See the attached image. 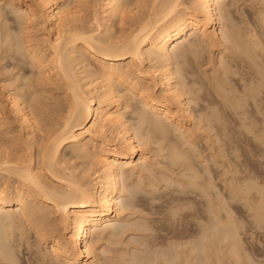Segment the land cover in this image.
<instances>
[{"label": "bare ground", "instance_id": "obj_1", "mask_svg": "<svg viewBox=\"0 0 264 264\" xmlns=\"http://www.w3.org/2000/svg\"><path fill=\"white\" fill-rule=\"evenodd\" d=\"M226 1L4 0L11 11L4 14L0 7V53L9 52L13 67L23 64L34 70L35 79L31 93L10 88L3 94L0 89V264L20 263L24 236L14 238L16 228L25 232L21 235L30 231L43 245L33 264H95L98 241L118 235L115 224L136 206L119 199L128 190L127 179L135 170L150 169L148 146L163 141L158 149L166 151L165 159L185 178L175 181L183 184L182 195L167 199L178 203L176 209L173 204L167 208L177 212L189 203L197 205L193 214H185L202 223L190 235L177 229L180 218L177 228L169 227L171 233L162 231L171 238L161 234L167 230L161 225L160 236L167 239L161 240L175 239L167 242L169 247L162 241L171 254L161 252L157 233L159 239L152 237V242L159 246L150 242L159 250L149 248L148 253L149 241L140 240L148 241L147 248L137 241L148 253L142 259L150 256L147 264L159 255L156 264L243 261L241 226L233 210L245 200L254 220L264 222V197L259 190V197L252 194L256 177L237 164L231 152L235 145L224 150L220 142L225 131L244 136L252 131L264 145V48L249 31L245 38L239 34L232 21L234 1ZM202 44L218 50V62L211 67L214 75L200 84L188 76L185 64L200 58ZM181 58L187 59L180 64ZM204 85L207 93L200 95ZM156 87L160 95L152 92ZM227 113L235 118L224 119ZM199 139L208 145L206 155L196 143ZM168 177L165 188L171 185ZM155 196L147 199L166 203L168 198ZM175 214L170 212L171 219ZM121 254L111 263H145L140 255Z\"/></svg>", "mask_w": 264, "mask_h": 264}, {"label": "rangeland", "instance_id": "obj_2", "mask_svg": "<svg viewBox=\"0 0 264 264\" xmlns=\"http://www.w3.org/2000/svg\"><path fill=\"white\" fill-rule=\"evenodd\" d=\"M53 1L56 2V3L61 4V2L64 1V0H53ZM228 1H230V0H228ZM228 1H226V2H228ZM230 2L234 3V4L232 3V6H231L232 21L234 23L235 28L238 30L239 34L242 35L243 38H245L246 35H247L246 32L249 31L250 34L254 35L253 38H254V40L256 42H258L259 46L264 48V28H263L264 27V23H263L264 19L260 20V19H262L261 18L262 16L264 18V11H263L264 10V2H262L261 0H231ZM0 3H1L0 7H4L5 8L3 10V13L5 14L6 11L9 9V7L4 4V0L0 1ZM9 10L11 11V9H9ZM7 12H9V11H7ZM7 15H9L8 18L10 17V15H11V17L13 16L12 14H7ZM7 15H5V16H7ZM3 17L0 18V24H2L1 20H2ZM217 20L219 21V23H221L220 17ZM9 24H11L12 27H15V26L17 27V25L14 24L13 22H10ZM7 28H9V27H7ZM116 28H117V26H116ZM199 51L201 52L200 58L198 60L194 61V62H187L185 65L191 72V75H188V76L190 78L198 81L200 84H203V83L208 82V77H211V76L214 75V73L211 72V67H212L213 63L215 64V63L218 62V60H214L216 55H217L218 50L215 47L208 48L205 44H202L199 47ZM7 53L8 54H1L0 53V89L2 90L3 94H5L6 91L8 89H10V88H16L21 93L22 92L31 93L33 91V87H29V86L30 85L33 86V84H34L35 71L30 69V68H28V66L23 65V64L22 65L19 64L20 66H18L17 68L13 67L11 65V63H10L11 61L8 60L9 59L8 58L9 52H7ZM1 57H3L2 60H1ZM185 59H187V58H185ZM185 59L184 58L178 59V63L180 62V64H181L182 61H184ZM200 62L204 63V65L201 66L199 64ZM152 64H154V63H152ZM152 64H150V65H152ZM7 85H9V87ZM196 87H199V84H197ZM202 87L203 88L200 89L199 94L200 95H205L207 93V90H206L207 86L204 85ZM119 89L121 90L122 94L125 93V90H123L124 89L123 86H120ZM152 92L157 94V95H160V89L158 87L154 88L152 90ZM211 94H215V93L211 91ZM222 117L224 119H233V118H235V116H233L231 113H229V114L227 113V115H222ZM127 119H129V116H127ZM135 127H136V125L132 124V126H131L132 131H134ZM208 132H210L213 135H215L214 133H216L215 130H211V131H208ZM249 132L248 131L245 132V135L248 136L247 137V136H244V132L241 135V132H232L230 134V132L228 133L227 131H225L224 134L227 133V135L230 136V137H228L225 134L223 142H220V144H222V147H223L224 150L229 149L230 145L231 146L235 145V147L237 148L236 149L237 151L236 150L233 151L231 149L230 150H231V152H233L232 154L234 156L235 155L237 156V164L240 167L242 166L241 167L242 169L246 170L245 173H249L250 172L253 175H255V177H256L254 182L257 185H256V188L253 191L251 190L252 194L254 193L253 195H255V196L258 195L259 193L256 192V191L259 190L262 193L261 196L264 197V145H261V144L257 143L258 140L256 138L254 139V135H255L254 132H252V131H251V133H249ZM211 134H209V135H211ZM240 135H241V137H239ZM249 135H250V137L252 136L251 137L252 139H250ZM226 136L228 137L227 140H226ZM229 138H231V139H229ZM246 138H248L249 141L250 140L251 141L249 142L248 139H246ZM228 140L231 141V142H229ZM235 140H237V141H235ZM254 140H256V141H254ZM245 141H247V143ZM202 142L205 145H202ZM165 143L166 142L163 141V142H159V143H155V144L149 145L148 147L151 150L149 152H147V159L149 161L150 169L148 171H143V172H140V173L137 170H135L133 175H131L127 179L126 183H127V189L128 190L120 193V198L119 199H121L123 201H126V202L136 203V206H134V207L130 208V210L126 211V216H125V219L123 221L118 222L117 224H115L116 225V229L115 230L117 232L119 231L118 235H116L114 237L105 236L102 240L98 241V243L96 244V247H98V251H99L100 255H98V259H97L95 264H110L111 261L115 259L114 257L123 256L121 253H123L125 255H128V257L135 255V257L139 258L140 254L138 252H140V253L142 252L141 255H140L141 259H142L143 256H146L145 254H148L151 251V250L149 251V248L150 249H154V251L159 250L158 247H156L154 245H153L154 246L153 247L152 243L156 244V242H157V243L160 244V242L163 241V239L161 240V237L166 236V235H168L167 238L168 237L171 238V236H169L170 234H168V233H171V231H172V230H170V228L174 224H175L174 226L177 228L176 224H178L177 222H179L178 219H180V218H181L180 219V222H181L180 224H182V226L179 225V227L177 228V229H180L179 231H184V230L188 231V234L191 233L190 235H193L194 232H195L194 235H196L197 234L196 231H199L198 224L200 222L202 223V220L198 219L197 217L191 216L193 214V212H195V209H196V208H193V207H196L197 205L195 206L194 204H191V203L188 204L187 203L189 205V207H188V205L186 203H184V204L187 205V207H185L183 209L181 208V210L179 209L176 212V210H173V209H176L173 206L174 205L177 206L176 204H178V203H174V202L171 203L173 205L167 203V199H169L170 195L172 196V194L174 193V196H176V195L178 196L179 193H181V190H183L182 189L184 187V186H182L183 184H176L175 181H177L178 183H183L185 181V178H181L180 175H179L180 170L177 169V168L175 170L174 169L175 166H173V165L170 166L168 161L165 159L166 151L165 150L161 151V150L158 149L159 145H164ZM196 143L197 144L199 143L198 145L201 146L202 150L204 149L203 151H204V154L206 155L209 150H208V145L205 143V141L203 139L202 140L199 139ZM228 143H229V145H228ZM232 143H233V145H232ZM237 144H238V146H237ZM194 161H195V164H198L197 160L194 159L192 162H194ZM128 167L129 166H125V168H128ZM170 167H173V169L171 168L172 169L171 170ZM213 168H214L213 170L221 171L220 169H217V167H213ZM202 174L203 173H201V175ZM164 176H165V178L169 176L168 177V179H169L168 181H169V183H171V185H169V186L167 185L168 188L164 187L165 184L163 185L164 182H167V181H165ZM202 176L205 177V174L202 175ZM170 178H172V182L173 183L170 182ZM162 180H164V181H162ZM215 182H217L218 184H221V182L219 181L218 178L215 180ZM151 185L154 186V188H152ZM175 185H177V186H175ZM175 188L177 190H179L178 194H176L177 191H175L176 190ZM172 190H174L175 192H172ZM150 191H151V193H149ZM165 192L166 193L168 192L167 195H164V194H166ZM169 192H171V193H169ZM154 194H157V195L155 196ZM159 195H161V196H159ZM162 195L168 197V198L165 197L166 198L165 199L166 203L163 200L164 196L162 197ZM181 195H182V193H181ZM152 196L153 197L154 196L155 197L159 196L160 198H162V200L164 202L161 201V199L159 200L160 202L158 201V199H157V201L155 199L152 202H149L150 200L147 199V197L151 198ZM256 197H259V196H256ZM127 200H129V201H127ZM145 200H148V201H145ZM155 201L157 203V206L154 205V204H156ZM240 201H238V203L236 201H233L234 203L236 202L238 204L236 206H235L236 203L233 204V202H232V204L235 206V208L233 210V213H234L233 215L236 218V220L239 222V225L241 226L240 230L238 231L239 236L241 238L240 241H242L240 243V247H241V249L242 248L245 249V251H244V249H242L244 252L241 250L242 254H240V256L244 255L245 257L243 256L241 258L239 256L243 260V261H241V260L240 261H241V263L244 262V264H247L246 261L248 259H250L249 260V261H251V263L249 262L250 264H264V222H256L254 220V218L252 217L253 211L250 210L249 208H247V206H246L247 203H245V200H240ZM145 202H146V204H145ZM161 202H163V203H161ZM178 202H179V205L183 204V201H178ZM243 202H244V204H243ZM162 206H164V207H162ZM168 206L173 207V209L172 208L170 209V207L167 208ZM161 208H163V209H161ZM150 210L152 211L153 214L151 213ZM161 210L162 211L164 210V211L162 212ZM153 211H155V213ZM174 211L176 213L175 214L176 216H175V218L171 219L172 215L170 216V212L172 213ZM188 212H190L192 214H185V213H188ZM180 214H182V215H180ZM183 214L186 215V216L190 215L191 217L188 220L189 216L188 217H186V216L184 217ZM154 216L157 217V219H155ZM181 216L186 219V221H185L186 223L184 222L185 219L183 220ZM169 218L171 219V223L169 222L170 221ZM156 220L160 221V222L158 221L159 225L157 224ZM163 220H165V221H163ZM167 220H169V221H167ZM173 220L176 223H173L174 222ZM181 220L183 221V223H182ZM153 222H155V223H153ZM144 224L148 228L149 227H151V228H149V230H147V227L143 226ZM139 225H141V226L139 227ZM152 225H155L157 227L160 226V227H158V228L156 227L155 228V226H154V229H153ZM161 225H162L163 229H164V227H167V230L166 231L165 230H161ZM165 225H168V226H165ZM174 226H173V229L175 228ZM180 226H181V228H180ZM137 227H139V229H137ZM141 227L142 228L144 227L146 230L142 229V231L144 230L146 232H141V229H140ZM168 229H169V231H168ZM13 230L16 231V232H14V234H12V236L14 238H16L17 236H19V237L22 236L20 238H23V236H24L23 239L25 241L23 239H22V241H24V244L26 243V245H24L22 243L21 239L19 237H17L21 241L20 248L22 249V250L19 249L21 254L19 255L20 258H19L18 261H20L21 264H22L23 261H24L23 264H30L29 262H32L31 264H33V262H36L34 260L36 259L35 256L37 255L36 254L37 248L38 247L42 248L43 245L38 243L37 239H36L37 241L35 240L36 237L35 238L33 237L34 236L33 233H31L32 235L29 234L30 231L29 232L26 231L27 235L25 234L26 235L25 236V235H21V234L25 233L23 230H19L18 228H16V230L15 229H13ZM160 230H161V232L164 231V232H168V233H166V234L163 233V232L161 233ZM22 231H23V233H22ZM120 231H122V232H120ZM189 231H191V232H189ZM159 232L163 236H160ZM157 233L160 236V241L158 242V240H156V242H155L153 240V242H152V237H153V239H156V238L159 239ZM148 234H150V235H148ZM145 235H148V236H145ZM186 235H187V232H186ZM28 236H30V237H28ZM25 238L26 239L29 238V240H30L29 243L31 242L30 243L31 245L28 243L30 248H28V246H27L28 240L26 241ZM92 238H93V236L90 234L87 237V239H86L87 242L89 243L91 240H93ZM163 238L166 239V237H163ZM138 240H139V242H141L142 245L144 244V248L148 247L147 248L148 249V253H147V251L145 253L144 248L141 247L142 245L141 246L139 244L137 245V243H139V242H137ZM140 240H145V241L148 240L150 245L147 244L148 241L145 243V241L142 242ZM150 240H151L152 243L150 242ZM166 240H164L163 242H166ZM169 240L171 242V240H173V239H169ZM169 240L167 242H169ZM190 240H195V238L190 239ZM33 241L35 243L37 242L38 245H37V243L35 245V243H33ZM163 242L161 243L162 245L160 244V247L164 246ZM145 244H147L148 246L145 247L146 246ZM241 244H243V245L241 246ZM23 245L25 247H23ZM34 245H35V247H33ZM156 245L159 246L158 244H156ZM170 245L171 244H168L167 247H169ZM165 246L161 247V248L164 249ZM25 248H27V249H25ZM31 248H33V250ZM142 248H143L144 251H142ZM140 249H141V251H140ZM27 250H29V251L27 252ZM163 251H168V254L170 253L169 252L170 249H164L161 252L163 253ZM133 253H134V255H132ZM156 253L154 252L155 257H156ZM246 253H247V257H249V258H247V260H245L246 259V255H245ZM22 254H24V255H22ZM31 254H34L33 257H35V258H33ZM119 254H121V255L118 256ZM142 254H144V255H142ZM152 255H153V253H152ZM152 255H151V258L153 257ZM159 256H158V258H159ZM155 257H153V258H155ZM30 258H31V260H28ZM147 258L150 259V256L147 257ZM147 258L145 257L146 260L142 259V262L145 261V263L143 262L144 264H147L150 261V260L147 261ZM157 259H155L154 262H156ZM146 261H147V263H146ZM151 262H152V259H151ZM154 262L153 263H149V264H156ZM209 262L210 263H208V264H212L213 260H210ZM238 262L236 263V261H234L233 258H230L229 260H227V264H238ZM241 263H239V264H241ZM34 264H37V263H34ZM48 264H51V263H48ZM111 264H113V263H111ZM157 264H160V263L158 262Z\"/></svg>", "mask_w": 264, "mask_h": 264}]
</instances>
